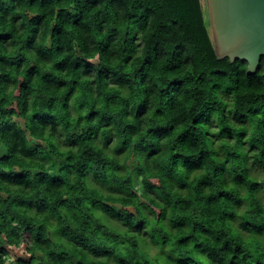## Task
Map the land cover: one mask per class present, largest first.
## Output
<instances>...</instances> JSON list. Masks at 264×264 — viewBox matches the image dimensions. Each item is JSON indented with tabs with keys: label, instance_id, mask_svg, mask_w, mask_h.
Returning <instances> with one entry per match:
<instances>
[{
	"label": "trees",
	"instance_id": "obj_1",
	"mask_svg": "<svg viewBox=\"0 0 264 264\" xmlns=\"http://www.w3.org/2000/svg\"><path fill=\"white\" fill-rule=\"evenodd\" d=\"M247 68L208 0H0V264H264Z\"/></svg>",
	"mask_w": 264,
	"mask_h": 264
},
{
	"label": "water",
	"instance_id": "obj_2",
	"mask_svg": "<svg viewBox=\"0 0 264 264\" xmlns=\"http://www.w3.org/2000/svg\"><path fill=\"white\" fill-rule=\"evenodd\" d=\"M208 7L218 57L245 60L256 72L264 57V0H208Z\"/></svg>",
	"mask_w": 264,
	"mask_h": 264
},
{
	"label": "rangeland",
	"instance_id": "obj_3",
	"mask_svg": "<svg viewBox=\"0 0 264 264\" xmlns=\"http://www.w3.org/2000/svg\"><path fill=\"white\" fill-rule=\"evenodd\" d=\"M254 169V174L257 175L258 177L262 176V171L260 169V167H258L257 165H255L253 167ZM262 189L264 190V184L262 185ZM108 222L111 224H116L113 220L108 219ZM10 259L7 261V264H16L17 259L19 257H27L28 256V252L26 251V245L23 244L19 247H15V246H11L10 248ZM157 247L152 246L150 248V251L152 253H155V251H157Z\"/></svg>",
	"mask_w": 264,
	"mask_h": 264
}]
</instances>
